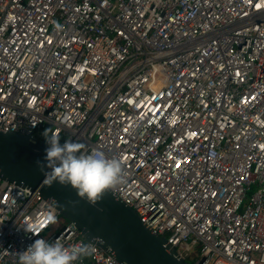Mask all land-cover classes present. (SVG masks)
I'll return each mask as SVG.
<instances>
[{
	"label": "built area",
	"instance_id": "2783aa9c",
	"mask_svg": "<svg viewBox=\"0 0 264 264\" xmlns=\"http://www.w3.org/2000/svg\"><path fill=\"white\" fill-rule=\"evenodd\" d=\"M0 129L118 159L189 264H264V0H0ZM39 238L121 264L0 177V264Z\"/></svg>",
	"mask_w": 264,
	"mask_h": 264
},
{
	"label": "water",
	"instance_id": "95a60500",
	"mask_svg": "<svg viewBox=\"0 0 264 264\" xmlns=\"http://www.w3.org/2000/svg\"><path fill=\"white\" fill-rule=\"evenodd\" d=\"M46 142L0 129V177L15 185L37 188L87 239L94 240L121 264H189L167 243L164 236L151 232L135 210L106 189L95 205L78 197L70 185H43L37 166L46 155Z\"/></svg>",
	"mask_w": 264,
	"mask_h": 264
},
{
	"label": "clouds",
	"instance_id": "9594fccd",
	"mask_svg": "<svg viewBox=\"0 0 264 264\" xmlns=\"http://www.w3.org/2000/svg\"><path fill=\"white\" fill-rule=\"evenodd\" d=\"M45 140L48 145L46 155L42 162H37L44 176L43 185H70L78 197L95 205L106 189L123 181L124 169L118 159H109L99 150L87 153L82 150L84 146L81 143L71 140L61 143L54 133L45 132ZM81 254L80 246L65 247L60 242L49 243L39 238L20 253L19 264H74Z\"/></svg>",
	"mask_w": 264,
	"mask_h": 264
}]
</instances>
